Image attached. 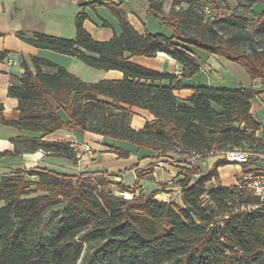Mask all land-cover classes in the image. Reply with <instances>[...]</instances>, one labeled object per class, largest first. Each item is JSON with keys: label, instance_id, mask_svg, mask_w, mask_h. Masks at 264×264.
<instances>
[{"label": "trees", "instance_id": "obj_1", "mask_svg": "<svg viewBox=\"0 0 264 264\" xmlns=\"http://www.w3.org/2000/svg\"><path fill=\"white\" fill-rule=\"evenodd\" d=\"M149 1L150 10L162 14L164 0ZM201 1L172 0L169 13L161 17L172 25L171 35L140 33L114 9L121 32L109 40L95 39L84 27L85 12L77 15L75 37L45 32L21 36L36 47L76 55L91 66L120 69L124 75L87 82L48 58H23L25 70L9 87V94L18 98L20 117L6 118L0 102V122L33 135L13 138L14 149L1 155L43 149L73 159L77 153L69 142L43 139L67 128L128 140L154 150V158L174 153L190 166L165 184L180 185L183 204L156 198L165 186L147 193L141 187L136 192L137 182H114L108 175L117 171L71 174L37 166L0 175V264H264V210L242 208L257 203V197L236 185L209 184L219 178V166L230 163L226 158L218 159L207 174H200L191 159L198 152L202 156L196 160L204 161L234 147L264 153V140L257 136L262 123L252 112L254 97L264 92V0L252 26L244 24L227 37L213 29L190 30L194 6ZM183 3L187 8L176 9ZM200 50L239 62L261 87L189 84L187 78L201 69ZM159 51L181 63L180 74L130 60V55ZM9 52L0 50V59ZM42 65L56 70L44 71ZM187 87L192 89L189 96L178 95ZM134 107L149 110L154 119L132 127ZM109 148L120 157L130 155L118 145ZM114 183L121 194L110 187ZM127 191L133 196L126 197ZM55 201L65 202L60 228L43 234L45 214Z\"/></svg>", "mask_w": 264, "mask_h": 264}, {"label": "crops", "instance_id": "obj_2", "mask_svg": "<svg viewBox=\"0 0 264 264\" xmlns=\"http://www.w3.org/2000/svg\"><path fill=\"white\" fill-rule=\"evenodd\" d=\"M78 2L76 4V0H0V50H10L7 56L0 59V102L4 104V115L6 118L16 120L20 117L18 98L9 94V87L13 81H18L19 76L25 70L21 63L23 58H26L28 61H30L32 56L48 58L66 67L69 71L87 82H95L105 78L119 79L124 75L120 69L94 67L85 63L76 55L62 53L49 48L36 47L21 36L28 37L32 36L35 32H45L58 36L75 37L77 15L79 12H85L87 17L83 23L84 27L95 39L109 40L115 34L121 32V24L114 9L119 11L140 33H146L147 31L151 33L163 32L167 35L173 33L170 22L161 19L162 16L169 13L172 0H164L162 14L160 15L150 10L149 0H78ZM199 54L201 69L195 75L187 78L189 84L203 83L232 88L241 85H260V82L253 80L245 67L239 62L201 50ZM130 60L161 72H175L180 74L182 68L181 63L177 59L163 51H159L154 56L130 55ZM215 60H218L221 66L225 65L233 71L237 69L238 79L234 78V85L214 84V82H224L226 80L224 69L217 68V65L214 63ZM84 65L100 70L93 72ZM42 68L48 72L56 70L55 66L52 65H42ZM217 70L220 72L217 73ZM213 72L218 74L215 79ZM87 76L95 77L90 78ZM205 78L208 81H205ZM177 93L181 97H187L192 93V89L188 87L183 88L178 90ZM262 110H264V98L263 94L260 93L254 97L252 102V112L258 120L261 119ZM134 111L135 114L132 116L130 122L132 127L136 129L142 128L147 120L154 119V115L147 109L134 107ZM58 112L63 120H69L63 108H60ZM263 128L264 126H261L257 130V136L264 139ZM18 135L30 136L33 134L25 130H20L16 126L0 122V151L13 150L15 147L13 138H16ZM43 139L49 141H67L76 153L79 151L84 152L85 144H89L93 149V153L89 155L86 152L81 159L76 158V156L73 159H69L63 155L46 154L43 149L26 152L22 155L0 154V175L20 169L36 168L37 166H44L58 172L71 174L83 170H109L117 171L118 174L115 176L121 178L127 185L135 181L146 188L147 185L145 182H147L150 186L149 190L144 189L147 193L159 188L156 181L170 182L183 176L182 171H179L178 174L180 167L170 164L167 161L166 164H163L164 168L158 169V176L156 178L152 176L153 179H147L141 173L137 175V168L155 162L156 158L153 155L156 152L152 149L140 147L128 140L104 136L89 130L78 131L67 128L55 130L44 136ZM109 144L118 145L130 150V155L128 157H120L117 152L109 148ZM220 158H222L221 154L209 155L203 161V165L205 164L210 171L214 163ZM199 162L201 163L202 161ZM242 164L239 162H230L226 165L219 166L220 176L218 179L214 178L212 182L217 184L220 182L216 180H221L224 186L235 185L239 181V178H236L235 173L232 176L226 177L223 170L227 166H238L239 170H241V174L239 175L241 177L246 169L243 168ZM187 165L189 166L190 164ZM198 169L200 173L201 167ZM130 172L134 174V178L133 181L128 183L126 182L125 174ZM240 172L236 171V174L238 175ZM176 186L167 187L171 190L173 188L175 189ZM176 192L178 193L176 201L183 204L181 189ZM168 195H170L168 191H161L157 193L156 198L172 200V198H168ZM160 196L161 198H159Z\"/></svg>", "mask_w": 264, "mask_h": 264}, {"label": "rangeland", "instance_id": "obj_3", "mask_svg": "<svg viewBox=\"0 0 264 264\" xmlns=\"http://www.w3.org/2000/svg\"><path fill=\"white\" fill-rule=\"evenodd\" d=\"M77 3H79L78 0H76V4ZM187 6H188V4L183 3V4H181V6L177 7L176 9L179 10L182 8H187ZM206 7H208L211 10L210 14L202 12L203 8H206ZM262 8H263V4L260 0H204V1L197 3L196 6H194V13L190 17L192 20L191 25H190V30L194 32V31H197L198 29L204 28V31L208 33L209 30L211 32V29H213L216 31V34L222 35L223 37L231 36L232 33H234L235 31H237L240 28H243L242 26H244V24H246V26H248V28H250L252 26V23H254V21L257 19V15L260 13ZM238 20L242 22V25L238 26L237 24H235V22H238ZM203 54H206V53H203ZM204 56L206 57V55H204ZM218 60H215L214 63L217 65V68L224 69L223 71H224V74H226V76H225L226 80L224 82H214V84H220V85H226V86L234 85V80L238 79V74L236 73L237 69H235L234 70L235 72H234L232 69L226 67L225 65L221 66V64ZM84 66H86V68H89V70H91L93 72H98V70H100V69L90 67L88 65H84ZM219 72L220 71L217 70V73H219ZM217 73L213 72L214 79L218 75ZM87 77L92 78L95 76H87ZM205 81H208V80H206V78H205ZM209 83H211V82H209ZM256 87L260 88L261 85H257ZM262 94H263V98H264V92H262ZM260 118H261L260 121L262 123V126H264V110L261 111V117ZM263 130H264V128L262 129V131ZM263 136H264V131H263ZM262 155H264V153L260 154V153H256L253 151L251 154V156H252L251 160L252 161L248 162V164H246L244 166L242 164L243 168H255V170L264 169V156H262ZM256 158H258V159L256 160ZM166 161L169 162L170 164H173V165H176L177 167H180V169L178 170V174H179V171L180 172L185 171V169L188 166L187 164H189L188 162L178 160L177 156L174 153H169L168 155L163 156V158H156L155 162L150 164V165L148 164V165H145L141 168H137L136 174L139 175L141 173L143 176H146L147 179H149V178L153 179V177L156 178V176L153 174V169H154L155 164L162 162V165H158L159 169H161V168H164L163 164L164 163L166 164ZM178 162H180V164H178ZM192 163H193V165L195 163H197L198 167H201L200 173H203V174L208 173L209 168L205 164H204L205 166L203 165V161L200 163L199 161L194 159V160H192ZM184 164H186V165H184ZM194 168H196V166ZM236 168H238V169H236ZM107 171H109V170H107ZM236 171L240 172L241 170H239L238 166H234V165L233 166H227L223 170L226 177H229L230 175L232 176L235 173L234 175L238 179L240 177L239 175L241 174V172L238 173V175H237ZM73 174H77V173H73ZM133 175L134 174L131 172L126 173L125 174L126 182L129 183V182L133 181V178H134ZM98 176H103V175H98ZM108 176L114 182L121 180V178H118L115 175H108ZM193 176H194V178H198L199 175L194 174ZM216 181L222 183L221 180L220 181L216 180ZM156 182L158 183V187H160V186L164 187L165 184L167 183V182H162V181H159V182L156 181ZM134 183H135V181L130 185H133ZM137 184H139V183L137 182ZM145 184L147 185L146 188L139 184V187L136 190V192L138 190H140L141 188L143 190L144 189L149 190L150 186L147 184V182H145ZM209 184L212 185V184H214V182H211ZM152 186H153V184H152ZM173 186H176V185H173ZM110 187H112L113 190L116 191L117 193L121 194V192H120L121 188L116 183H114ZM179 189H181L179 184H178V186H176L175 189L173 188L171 190H169V188L166 187L165 191H168L170 194V195H168L169 196L168 198H172L173 200H176V198L178 197V193L176 191H178ZM125 196L131 197V196H133V193L130 191H127V192H125ZM159 198H161V196ZM162 198H164V197H162ZM159 200H163V199H159ZM0 204H2L1 201H0ZM64 208H65V202H63V201H55L53 204L50 205V207L48 208V210L45 214V221H44V224L42 226V233L43 234H52L53 231L60 228V221H61V218L63 215L62 212H63Z\"/></svg>", "mask_w": 264, "mask_h": 264}, {"label": "built area", "instance_id": "obj_4", "mask_svg": "<svg viewBox=\"0 0 264 264\" xmlns=\"http://www.w3.org/2000/svg\"><path fill=\"white\" fill-rule=\"evenodd\" d=\"M177 6L179 7V5ZM202 12L210 14L211 10L208 7H206V8H203ZM86 152L89 155L93 153V149L89 144H85L84 152L79 151L77 152L76 156L79 159H81ZM219 154L222 155V158H226L230 162L245 163V162L251 161L250 156L252 154V151L249 149H242L239 147H234L228 150H221ZM201 156H202V153L197 152L194 154V156H192L191 159L194 160ZM158 165H162V163L155 164L154 169H153V174L155 176L158 175V169H159ZM235 185L239 187L240 189H247L251 191L253 195L257 197V203L249 204L247 206L243 204L242 208L259 207L264 210V169L243 172L241 175V179Z\"/></svg>", "mask_w": 264, "mask_h": 264}]
</instances>
